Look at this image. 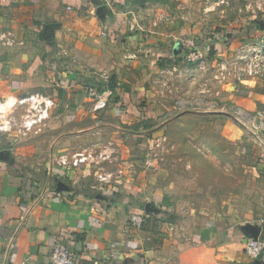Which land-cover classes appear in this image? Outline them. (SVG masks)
<instances>
[{
    "label": "crops",
    "instance_id": "crops-1",
    "mask_svg": "<svg viewBox=\"0 0 264 264\" xmlns=\"http://www.w3.org/2000/svg\"><path fill=\"white\" fill-rule=\"evenodd\" d=\"M123 1L102 3L110 6L106 12L109 17H104L96 14L98 6L93 0H0V112L4 111L3 97L8 94L39 92L55 102L49 119L33 129L28 138L41 131L38 137L47 133L49 129L44 127L48 122L51 126L53 118L61 117V103L75 97H79L77 111L94 121L80 118L87 123L75 125L81 133L89 127L93 133L96 126L103 137L112 122H131L144 117L145 112L151 115L153 109L146 108L140 86L113 84L119 89L109 95L107 108L97 112L85 92L89 82L104 80L108 75V81L119 80L125 68L136 62L130 58L137 56L140 48L151 50L148 45L157 44V37L148 33L150 27L142 28L140 35L133 36L132 31L124 34L128 27L122 22L124 12H119L125 11ZM233 99L235 117L264 130V79H246ZM65 129L69 137L76 133L72 128ZM21 135L16 126L0 133V150L9 156V161L0 159V264H46L56 242L66 244L80 264H264V250L256 258L244 251V242L250 236L247 228L252 225L239 223L223 228L201 224L187 229L169 223L165 224V238L152 237L155 233L150 221L145 230L130 226L131 213H144L143 197H156L163 203L156 184L145 182L136 171L126 176L123 170L116 184L105 187L109 195L94 190L86 180L90 172L82 169L64 170L56 165V180L33 182V175L24 170H38L39 163L22 162L23 156L31 153L26 146L25 153L16 147L15 142L24 137ZM261 135L264 137V131ZM27 137L24 142L32 140L27 141ZM76 145H43V157L47 152L54 156L63 150L59 155L86 149L83 144ZM252 168H259L264 175V165ZM59 181L68 189L57 190ZM259 201L262 206L257 216L263 222L259 237H264V184Z\"/></svg>",
    "mask_w": 264,
    "mask_h": 264
},
{
    "label": "rangeland",
    "instance_id": "rangeland-1",
    "mask_svg": "<svg viewBox=\"0 0 264 264\" xmlns=\"http://www.w3.org/2000/svg\"><path fill=\"white\" fill-rule=\"evenodd\" d=\"M122 4L129 9L119 10L124 12L122 22L129 29L124 34L132 31L133 36L140 35L142 28L150 27L148 33L157 37V44L148 45L153 47L151 50L140 48L139 54L130 58L136 62L125 68L119 80L108 81V75L100 84L109 95V83L142 87L145 106L153 112H145L144 117L131 122H112L104 129L103 137L95 126L93 133L90 127L84 129L89 136L75 138L84 132H77L80 128L75 125L87 123L80 120L85 116L77 111L79 97L71 98L69 103H61V117L53 118L51 126L48 122L44 129L49 131L43 136L38 137L41 131L28 138L32 130L20 134L27 141L32 139L24 142L20 137L15 142L16 147L23 150L26 146L31 153L24 155L22 162L35 166L39 163L38 170L29 167L24 173L32 174L33 182L56 180L53 167L65 150L54 156L47 152L43 157V145L63 147L74 142L77 147L83 144L96 152L109 150L113 162L105 160L103 165L114 172L121 170V177L123 170L126 176L136 171L145 182L156 184L163 203H158L156 197H143V207L149 208L143 210L148 219L138 227L144 229L150 221L155 233L152 237L165 238V224L169 223L187 229L201 224L223 228L239 223L263 225L257 214L262 206L259 197L264 175L256 167L264 165V130L235 117L231 103L245 80L238 84L230 73L236 63H245L248 47L264 41V27H257L264 24V0H125ZM108 11L110 6L103 5L101 14L109 17ZM100 81L88 84L98 86ZM22 111H14L16 118ZM65 128L76 133L69 137L64 134L69 131ZM97 165H90L88 184H96ZM98 191L109 193L108 189Z\"/></svg>",
    "mask_w": 264,
    "mask_h": 264
},
{
    "label": "built area",
    "instance_id": "built-area-1",
    "mask_svg": "<svg viewBox=\"0 0 264 264\" xmlns=\"http://www.w3.org/2000/svg\"><path fill=\"white\" fill-rule=\"evenodd\" d=\"M245 55V63L237 65L230 73L232 80L242 83L246 79L259 77L264 79V41L262 44L251 46ZM223 66V65H222ZM224 67V66H223ZM85 92L92 102L94 111L104 110L108 106L109 93L106 90H98L97 85H86ZM54 99L39 92H32L22 96L8 94L3 97L4 111L0 112V133L10 132L14 126L18 134H25L43 125L50 117L54 107ZM22 108L19 118L14 111ZM259 115L261 113H258ZM113 156L109 150L101 149L96 152L93 149H83L60 155L56 159V165L64 170H85L91 173L90 165L98 164L94 171L96 184L92 187L97 190L105 189L111 181L117 182L118 170H108L103 165L105 160L112 161ZM144 213L130 215V223L133 227H140L144 222ZM264 250V240L261 237L249 236L244 242V251L250 258L258 257ZM46 264H80L77 255L64 243L56 242L51 248L50 259Z\"/></svg>",
    "mask_w": 264,
    "mask_h": 264
},
{
    "label": "water",
    "instance_id": "water-1",
    "mask_svg": "<svg viewBox=\"0 0 264 264\" xmlns=\"http://www.w3.org/2000/svg\"><path fill=\"white\" fill-rule=\"evenodd\" d=\"M93 1L98 6L97 10H96L97 15L101 16L100 11H101V9H103V5H101V0H93ZM262 24L263 23H261V25H260L261 27H262ZM0 159L5 160V161H9V156H8L7 151L0 150ZM10 160H11V158H10ZM57 184H59L57 190L68 189V187L65 186L64 184H62V182H60V181ZM144 209L148 210L149 209L148 205H146ZM260 230L261 229L259 227H249V228H247V231H249L250 236H252L254 238H257L259 236Z\"/></svg>",
    "mask_w": 264,
    "mask_h": 264
},
{
    "label": "trees",
    "instance_id": "trees-1",
    "mask_svg": "<svg viewBox=\"0 0 264 264\" xmlns=\"http://www.w3.org/2000/svg\"><path fill=\"white\" fill-rule=\"evenodd\" d=\"M263 27H264V26H263ZM259 29H260V27H259ZM227 39H230V38H227ZM195 42L198 43V40H196ZM210 48H213V47H210ZM165 56H166V55H165ZM97 82H98V81H97ZM100 83H101V81L98 83V86H97V87L99 88L98 90H103V87H104V86L101 87V84H100ZM109 84H111V85L109 86V88H110L111 91H112V95H115V94H116V91L119 89V87L113 85L112 83H109ZM261 238L264 240V237H263V236H262Z\"/></svg>",
    "mask_w": 264,
    "mask_h": 264
},
{
    "label": "flooded vegetation",
    "instance_id": "flooded-vegetation-1",
    "mask_svg": "<svg viewBox=\"0 0 264 264\" xmlns=\"http://www.w3.org/2000/svg\"><path fill=\"white\" fill-rule=\"evenodd\" d=\"M263 26H264V24H263ZM263 26H262V27H263ZM257 27H261V26H260V23L257 25Z\"/></svg>",
    "mask_w": 264,
    "mask_h": 264
}]
</instances>
